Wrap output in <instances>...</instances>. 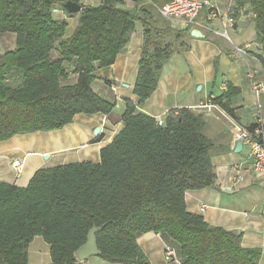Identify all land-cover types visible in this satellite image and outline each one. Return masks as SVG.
Segmentation results:
<instances>
[{"label": "trees", "instance_id": "obj_1", "mask_svg": "<svg viewBox=\"0 0 264 264\" xmlns=\"http://www.w3.org/2000/svg\"><path fill=\"white\" fill-rule=\"evenodd\" d=\"M68 1L81 4V13H68ZM142 1L128 9L123 0H0V36L15 35L14 50L0 56V142L61 130L80 114L110 115L116 104L94 92L95 73L126 51L137 24L144 31L138 104L125 102L123 128L100 161L40 169L24 188L0 182V264H30L36 237L50 247L49 264H78L76 252L95 227L99 258L110 264H151L137 242L147 233L159 234L179 264H259V249L243 248L240 235L188 211L186 193L217 179V147L205 117L188 108L164 119L140 111L165 64L185 49L183 31H171ZM233 2L253 19L261 45L255 57L264 71V0ZM58 8L68 18L79 16L71 35L69 22L54 17ZM240 94L228 83L210 102L237 122L232 106ZM243 128L263 129L258 123Z\"/></svg>", "mask_w": 264, "mask_h": 264}, {"label": "crops", "instance_id": "obj_2", "mask_svg": "<svg viewBox=\"0 0 264 264\" xmlns=\"http://www.w3.org/2000/svg\"><path fill=\"white\" fill-rule=\"evenodd\" d=\"M93 5L99 4L100 0ZM126 1V0H123ZM164 0H159L162 4ZM225 10L233 0H209ZM86 5V4H83ZM57 20L69 22L68 35L77 26L79 16L68 18L58 8L54 12ZM204 18L202 15L201 19ZM239 33L232 35L236 44L257 40L255 25L251 16L245 12L237 15ZM171 31H183L181 42L184 50L175 52L164 66L157 90L140 108L142 113L156 119H164L172 110L188 108L202 114L208 127L206 134L217 147L213 165L217 179L213 187L187 192L185 196L188 211L201 215L205 222L241 236V245L247 249H259V264H264V214L260 211L264 203V178L252 169L249 149L238 144L232 134L233 120L221 115L217 109L205 108L207 103L218 97L231 83L241 89V94L233 100L235 118L239 125L250 127L258 120L257 98L247 76V63L259 71L264 82V71L256 59L255 51L247 55V62L231 58L232 45L222 38L200 31L204 38H195L196 29H185L181 23L165 20ZM215 25V24H214ZM144 44V31L137 24L126 51L119 55L116 62L95 73L92 88L100 97L115 102L110 115H77L71 124L61 130L51 131L46 139V147L36 148V133L17 135L8 141L0 142V182L27 187L34 174L40 169L83 161H100L101 150L109 145L123 128L122 116L125 102L138 104L134 94L139 73V62ZM262 125L264 131V94L261 96ZM236 122V123H237ZM101 132L95 136V129ZM40 133V132H37ZM45 141V139H43ZM49 159L45 160L44 156ZM16 159L25 160V168L17 175L12 168ZM151 264H179L168 259L166 244L156 233H147L137 240ZM30 264H49L50 247L41 238H34L28 248ZM78 264H110L99 257H93Z\"/></svg>", "mask_w": 264, "mask_h": 264}, {"label": "built area", "instance_id": "obj_3", "mask_svg": "<svg viewBox=\"0 0 264 264\" xmlns=\"http://www.w3.org/2000/svg\"><path fill=\"white\" fill-rule=\"evenodd\" d=\"M147 4L153 5L159 12L160 16L168 21L179 22L185 29H196L216 35L232 45L231 58L242 59L247 62V55L250 51L260 52L261 45L255 41L236 44L232 35L239 33V21L237 15L243 16L245 10H235V3L232 1L225 10L209 0H164L158 4L159 0H144ZM202 15L204 18L201 19ZM215 24V25H214ZM247 67V76L251 82L254 95L257 98L258 120L256 123L262 125V105L261 96L264 94V82L259 78V71L253 68L249 63ZM205 108H214L228 119H232L220 107L213 105L210 101ZM233 120V119H232ZM162 125V121L159 122ZM232 134L234 142L241 143L248 147L249 158L252 160V169L262 179L264 178V131L257 128L254 133H250L241 125L232 122ZM12 168L17 175H21L25 168L24 159H16L12 162ZM264 214V203L260 209ZM168 259L173 252L166 248Z\"/></svg>", "mask_w": 264, "mask_h": 264}, {"label": "water", "instance_id": "obj_4", "mask_svg": "<svg viewBox=\"0 0 264 264\" xmlns=\"http://www.w3.org/2000/svg\"><path fill=\"white\" fill-rule=\"evenodd\" d=\"M64 8L70 14H79L83 10V6L81 4H78V3H75L72 1H68L64 5ZM192 36L195 38H204V35L199 30H194L192 32ZM100 132H101L100 128L95 129V131H94L95 136H98L100 134ZM241 149H242V144H238V146L236 148V152H240ZM44 159L48 160L49 156L45 155ZM99 231L100 230L98 228H96V227L93 228L88 234L87 243L84 244L83 246H81L77 250L76 256L80 262H85L90 258L100 256L101 252L98 249L97 240H96V234Z\"/></svg>", "mask_w": 264, "mask_h": 264}, {"label": "rangeland", "instance_id": "obj_5", "mask_svg": "<svg viewBox=\"0 0 264 264\" xmlns=\"http://www.w3.org/2000/svg\"><path fill=\"white\" fill-rule=\"evenodd\" d=\"M80 2L82 4H86V5H93L95 4L97 1L96 0H80ZM125 3V7L126 8H130V9H134L136 7V5H143V1L142 0H126L124 1ZM15 48V35L13 34H4L0 36V56L4 55L5 53H8L9 51L14 50ZM38 135H36L37 138V142L35 143V147L36 148H44L46 147V139L50 138L53 134L52 132H40V133H36ZM43 139H45V141H43Z\"/></svg>", "mask_w": 264, "mask_h": 264}]
</instances>
